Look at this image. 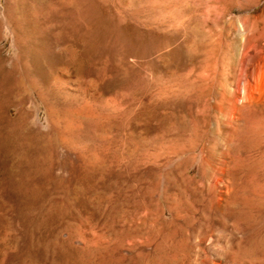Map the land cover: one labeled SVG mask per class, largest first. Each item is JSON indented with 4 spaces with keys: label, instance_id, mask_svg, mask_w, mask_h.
I'll return each instance as SVG.
<instances>
[{
    "label": "rangeland",
    "instance_id": "obj_1",
    "mask_svg": "<svg viewBox=\"0 0 264 264\" xmlns=\"http://www.w3.org/2000/svg\"><path fill=\"white\" fill-rule=\"evenodd\" d=\"M263 95L264 0H0V264H264Z\"/></svg>",
    "mask_w": 264,
    "mask_h": 264
},
{
    "label": "bare ground",
    "instance_id": "obj_2",
    "mask_svg": "<svg viewBox=\"0 0 264 264\" xmlns=\"http://www.w3.org/2000/svg\"><path fill=\"white\" fill-rule=\"evenodd\" d=\"M259 17H260V16H259ZM247 53H248V52H247ZM262 56H263V55H262ZM254 61H255V60H254ZM248 62H249V60H248ZM250 62H251V60H250ZM250 62H249V63H250ZM250 64H251V63H250ZM254 64H255V63H254ZM246 65H247V64H246ZM257 70H258V69H257ZM262 73H263V72H262ZM257 78H259V77H257ZM246 85H247V84H246ZM254 85H255V84H254ZM255 87H256V86H255ZM238 88H239V87H238ZM256 89H257V88H256ZM252 91H254V90H252ZM238 92H239V91H238ZM244 93H245V92H244ZM227 95H228V94H227ZM234 95H235V94H234ZM234 95H233V96H234ZM256 95H257V94H256ZM256 95H255V96H256ZM236 96H237V95H236ZM239 96H240V94H239ZM257 96H258V95H257ZM263 96H264V95H263ZM224 97H225V96H224ZM242 98H243V96H242ZM221 100H222V99H221ZM238 100H239V99H238ZM233 101H234V100H233ZM258 101H259V100H258ZM254 102H255V101H254ZM260 102H261V101H260ZM227 103H228V102H227ZM262 104H263V103H262ZM234 107H235V106H234ZM238 110H239V109H238ZM250 130H251V129H250ZM247 133H248V132H247ZM245 134H246V133H245ZM249 135H250V134H249ZM248 138H249V137H248ZM246 139H247V138H246Z\"/></svg>",
    "mask_w": 264,
    "mask_h": 264
}]
</instances>
